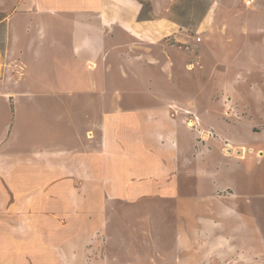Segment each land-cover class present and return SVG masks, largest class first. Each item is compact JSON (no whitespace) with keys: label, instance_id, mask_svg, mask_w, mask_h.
I'll use <instances>...</instances> for the list:
<instances>
[{"label":"rangeland","instance_id":"obj_1","mask_svg":"<svg viewBox=\"0 0 264 264\" xmlns=\"http://www.w3.org/2000/svg\"><path fill=\"white\" fill-rule=\"evenodd\" d=\"M107 1L0 0V239L29 221L55 250L31 264H264V0Z\"/></svg>","mask_w":264,"mask_h":264},{"label":"crops","instance_id":"obj_2","mask_svg":"<svg viewBox=\"0 0 264 264\" xmlns=\"http://www.w3.org/2000/svg\"><path fill=\"white\" fill-rule=\"evenodd\" d=\"M49 2L46 0H40V4L46 5ZM54 2L58 3L59 0H54ZM108 5H114V0H108ZM85 14L88 13H79L76 19V23L74 24V28H77L79 30V37H80V45L78 47H74V50L79 52H83L86 55H91L94 56L95 50L100 49V44H99V35L97 34L98 32L96 31V25L93 24L90 21H86V16ZM105 15L107 14L104 13ZM60 15L63 16V14H59L56 17V21H62L60 19ZM56 34L59 33L60 29L62 28V25L59 26L58 23L56 24L55 27ZM94 28V29H93ZM91 30L96 33L95 36L91 35L92 33ZM57 39V37H56ZM1 97H4L6 101L8 102L9 106L12 108V112H10V116L8 115V118L6 119V129L9 127V122H12L15 118V113L13 114V108H16V105L12 102L14 97L13 96H6L3 94H0ZM5 129V131H6ZM4 136L0 135V138ZM27 166L25 164V168H22L21 166H17L16 168L14 167V170L10 172L11 178H15L17 180H24L25 187L30 190L31 188V183L30 177H29V172L27 173ZM28 180V183L26 182ZM29 211V209H25L24 212ZM29 218V217H28ZM10 222V221H9ZM7 222H0V225H5ZM10 232L8 238L0 239V262L4 264H31L30 260L33 256L34 250L37 251L38 255L40 254L41 259H48L50 257L54 256V251L49 243V238L45 239V242L42 244L41 247L34 246L30 239H31V234H32V229H31V223L29 221L24 220V223L21 224V222H10ZM3 244V247L1 246ZM50 244V245H49ZM187 255V253H186ZM58 257V256H57ZM189 264H192V262L189 261Z\"/></svg>","mask_w":264,"mask_h":264},{"label":"bare ground","instance_id":"obj_3","mask_svg":"<svg viewBox=\"0 0 264 264\" xmlns=\"http://www.w3.org/2000/svg\"><path fill=\"white\" fill-rule=\"evenodd\" d=\"M1 70H2V63H1V53H0V74H1Z\"/></svg>","mask_w":264,"mask_h":264},{"label":"built area","instance_id":"obj_4","mask_svg":"<svg viewBox=\"0 0 264 264\" xmlns=\"http://www.w3.org/2000/svg\"><path fill=\"white\" fill-rule=\"evenodd\" d=\"M247 4H252L254 0H245Z\"/></svg>","mask_w":264,"mask_h":264}]
</instances>
